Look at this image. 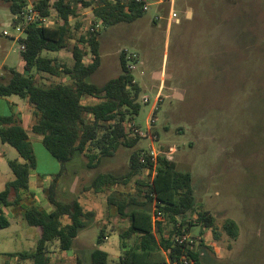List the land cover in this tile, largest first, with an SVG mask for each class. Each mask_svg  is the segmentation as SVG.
Returning <instances> with one entry per match:
<instances>
[{
	"label": "rangeland",
	"instance_id": "rangeland-1",
	"mask_svg": "<svg viewBox=\"0 0 264 264\" xmlns=\"http://www.w3.org/2000/svg\"><path fill=\"white\" fill-rule=\"evenodd\" d=\"M173 8L179 23L169 22L167 3L152 7L133 23L100 24L101 63L92 82L103 85L116 78L122 71V52L126 60L127 54H135V69L130 71L141 88V109L130 125L149 133L135 149L147 153L153 147L179 170L191 173L196 206L214 218L208 229L198 223L196 213L185 216L193 225L188 235L196 245L203 240L209 247L202 264H264V0H174ZM12 18L0 0V77L9 76L5 67L24 72L20 43L3 36L4 30L14 34ZM91 20L92 8L79 6L71 20L74 28L81 23L75 33H85ZM44 55L73 65L69 51ZM35 78L42 86L67 81L43 74ZM95 101L88 98L84 103ZM12 113L29 135L36 167L18 204L15 194L10 198L13 206L0 204L9 221L8 227H0V264H32L9 254L34 252L39 230L27 224L24 211L33 205L53 210L48 194L55 180L57 200H78L94 218L72 250L62 251L57 243L50 246L51 264H77L78 258L87 262L95 246L117 264L124 250L119 234L129 222L121 220L118 207L108 199L140 200L138 176L100 193L86 187L98 173L126 174L131 150L120 148L97 168L88 167L85 154L63 168L45 149L42 137L31 131L37 121L34 110L18 96L0 98V116ZM12 160L21 161L17 150L0 139V192L14 180ZM142 175L150 179L147 171ZM227 220L238 226L236 239L224 229ZM101 230L104 238L98 244ZM127 243L132 245L134 237Z\"/></svg>",
	"mask_w": 264,
	"mask_h": 264
},
{
	"label": "trees",
	"instance_id": "trees-1",
	"mask_svg": "<svg viewBox=\"0 0 264 264\" xmlns=\"http://www.w3.org/2000/svg\"><path fill=\"white\" fill-rule=\"evenodd\" d=\"M1 1L8 5L13 15L29 3L28 0ZM33 5L42 14L55 15L62 22L55 27L28 28L23 40L25 50L20 52L24 72L5 67L9 76L0 77L3 79L0 98L18 96L34 110L37 121L31 131L42 137L45 149L63 168L84 154L89 157L88 167L97 168L104 158L113 157L120 148L131 150L126 174L98 173L86 187V190L100 193L138 176L140 200L132 197L117 201L108 199L109 205L118 207L121 220L129 222L119 234L124 250L117 264H167L179 259H186L188 264H202V254L209 249L203 240L198 245L189 240L179 242L193 226L185 216L196 213L198 223L208 229L213 227L214 218L196 206L190 172L179 170L164 154L158 155L153 163L148 153L135 149L141 136L132 135L130 122L141 109V88L128 69L125 54L122 52L120 56L122 71L116 78L103 85L91 79L101 63L98 26L135 22L144 13L141 4L136 0H37ZM79 6L91 7L93 20L85 33L77 35L75 31L81 23L74 28L71 20L77 17ZM62 50L71 53L72 66L44 55V52ZM36 74L66 77L67 81L42 86L36 81ZM88 98L96 101L84 103ZM0 139L15 148L21 158V161H9L14 180L0 192V204L10 207L18 204L21 193L29 189L30 173L36 167V160L29 135L14 113L0 116ZM144 171L153 178L145 180ZM56 187L55 180L48 194L53 210L33 205L24 211L27 224L39 230L34 252L12 253L10 257L29 259L32 264H51L50 246L57 243L62 251L72 250L80 232L88 227L87 221L94 218V213L86 211L78 200L69 203L57 200ZM13 194L17 197L14 204L10 201ZM65 217L69 222H63ZM8 226L9 221L0 209V227ZM224 229L232 238L238 237V226L233 220H227ZM104 233V230L99 233L98 244L103 242ZM133 237L134 243L129 245L127 240ZM88 258L87 262L78 258L77 264H114L109 254L96 246Z\"/></svg>",
	"mask_w": 264,
	"mask_h": 264
},
{
	"label": "built area",
	"instance_id": "built-area-1",
	"mask_svg": "<svg viewBox=\"0 0 264 264\" xmlns=\"http://www.w3.org/2000/svg\"><path fill=\"white\" fill-rule=\"evenodd\" d=\"M136 2L141 4L144 12L149 11L154 6L158 8L168 3L169 22L171 21H175L176 23L180 22L173 8L174 0H136ZM157 18L160 17L158 16ZM61 22H62L61 18L55 15H44L42 14L41 10L35 8L33 4L28 3L19 13L13 15L11 28L14 31V34L8 30H4L3 36L19 42L20 43L19 51L22 52L25 50V44L23 43V40H25L27 36V30L30 26L55 27L59 25ZM135 58H136L135 54L133 53L127 54V62H128L129 70L135 69V64H134ZM144 101L147 102V99H144ZM147 134L149 133L141 132L139 129L134 128L132 126L133 136L146 137ZM147 153L151 156V161L155 163L158 154H156L154 148L152 147L151 150L148 151ZM142 162H145V159H142ZM182 240H189L190 242L194 241L188 234L184 235L182 239L179 240V242H182ZM167 264H188V261L186 259H179L174 261H168Z\"/></svg>",
	"mask_w": 264,
	"mask_h": 264
},
{
	"label": "crops",
	"instance_id": "crops-1",
	"mask_svg": "<svg viewBox=\"0 0 264 264\" xmlns=\"http://www.w3.org/2000/svg\"><path fill=\"white\" fill-rule=\"evenodd\" d=\"M2 99H6V98H2ZM15 105V104H14ZM47 178H49V177H47ZM79 238V236L77 237V239Z\"/></svg>",
	"mask_w": 264,
	"mask_h": 264
}]
</instances>
